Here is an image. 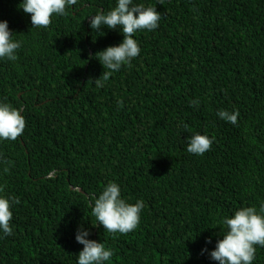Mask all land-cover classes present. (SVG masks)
I'll return each instance as SVG.
<instances>
[{
    "label": "trees",
    "instance_id": "obj_1",
    "mask_svg": "<svg viewBox=\"0 0 264 264\" xmlns=\"http://www.w3.org/2000/svg\"><path fill=\"white\" fill-rule=\"evenodd\" d=\"M22 2L0 0L21 44L15 61L0 58V103L26 120L17 140H0V196L20 200L0 264H77L78 229L113 250L104 264H218L209 253L224 218L264 215V0H132L156 8L159 26L134 35L140 54L103 87L96 53L124 37L90 20L117 0H77L47 28ZM194 134L213 140L203 155L187 151ZM109 182L144 201L132 232L108 233L92 215L89 196ZM255 247L252 264H264Z\"/></svg>",
    "mask_w": 264,
    "mask_h": 264
},
{
    "label": "clouds",
    "instance_id": "obj_2",
    "mask_svg": "<svg viewBox=\"0 0 264 264\" xmlns=\"http://www.w3.org/2000/svg\"><path fill=\"white\" fill-rule=\"evenodd\" d=\"M77 0H23L20 8L30 14L32 27L47 28L52 23L53 15H65L68 6L75 5ZM161 14L154 7H145L143 4L133 5L132 0H117L116 6L106 14L98 12L91 16L90 27L99 31L102 26L108 29L120 28L123 41L118 46H109L96 53L103 68L108 69L99 79L93 81L103 87L113 72L119 71L122 65L131 66V60L140 54L138 42L133 38L140 30L153 31L159 26ZM21 47L19 41L13 39V33L8 28L7 21H0V58L10 61L17 59L16 51ZM123 106V101H118ZM199 106L193 100L190 106ZM220 119L236 124L238 111H218ZM26 127V120L21 110L13 108L7 103H0V140L15 141L22 136ZM213 140L201 134L192 135L187 141V151L196 155H203L211 149ZM11 163V162H7ZM5 171H8L5 168ZM4 186H0V192ZM94 201L92 215L99 225L108 233L127 234L135 230L140 221L141 210L145 207L143 200L129 204L121 198L120 188L114 182H109L102 193L96 197L89 196ZM15 197L0 196V231L4 236H11L13 204H19ZM259 213H264V204H261ZM223 223L227 227L223 239L217 241L215 250L209 253L212 260L218 264H252L255 259L256 245L264 247V215L258 214L255 207H243L237 210L231 218L225 217ZM90 233L77 230L76 242L83 245L78 254L77 264H104L114 255L112 249H106L103 243L86 239ZM210 242V241H206Z\"/></svg>",
    "mask_w": 264,
    "mask_h": 264
}]
</instances>
